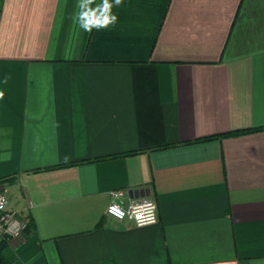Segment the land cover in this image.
<instances>
[{
    "label": "crops",
    "instance_id": "crops-1",
    "mask_svg": "<svg viewBox=\"0 0 264 264\" xmlns=\"http://www.w3.org/2000/svg\"><path fill=\"white\" fill-rule=\"evenodd\" d=\"M75 5L0 0L5 260L264 264V0H123L91 33ZM116 188L157 219L107 214Z\"/></svg>",
    "mask_w": 264,
    "mask_h": 264
},
{
    "label": "built area",
    "instance_id": "built-area-1",
    "mask_svg": "<svg viewBox=\"0 0 264 264\" xmlns=\"http://www.w3.org/2000/svg\"><path fill=\"white\" fill-rule=\"evenodd\" d=\"M126 191L123 188L110 190V199L104 209L107 214L136 225L157 219V206L152 197L141 195L136 198ZM27 221L20 208L9 205L6 191L0 188V242L21 233Z\"/></svg>",
    "mask_w": 264,
    "mask_h": 264
},
{
    "label": "clouds",
    "instance_id": "clouds-1",
    "mask_svg": "<svg viewBox=\"0 0 264 264\" xmlns=\"http://www.w3.org/2000/svg\"><path fill=\"white\" fill-rule=\"evenodd\" d=\"M122 4L123 0H76L77 10L72 16L73 25L88 33L94 29H107L117 23L118 16L113 10ZM4 83H7V78ZM3 98L4 92L0 91V100Z\"/></svg>",
    "mask_w": 264,
    "mask_h": 264
},
{
    "label": "trees",
    "instance_id": "trees-1",
    "mask_svg": "<svg viewBox=\"0 0 264 264\" xmlns=\"http://www.w3.org/2000/svg\"><path fill=\"white\" fill-rule=\"evenodd\" d=\"M4 179H5L4 177L0 178V180H4ZM4 242L5 241L0 242V264H9V262L5 260V258L3 257L2 253H1V248L4 244Z\"/></svg>",
    "mask_w": 264,
    "mask_h": 264
}]
</instances>
